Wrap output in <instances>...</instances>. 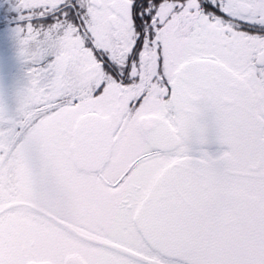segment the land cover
Here are the masks:
<instances>
[{"label":"snow or ice","instance_id":"6c2138e0","mask_svg":"<svg viewBox=\"0 0 264 264\" xmlns=\"http://www.w3.org/2000/svg\"><path fill=\"white\" fill-rule=\"evenodd\" d=\"M21 9L0 264H264V0Z\"/></svg>","mask_w":264,"mask_h":264},{"label":"flooded vegetation","instance_id":"af4514ba","mask_svg":"<svg viewBox=\"0 0 264 264\" xmlns=\"http://www.w3.org/2000/svg\"><path fill=\"white\" fill-rule=\"evenodd\" d=\"M18 0H0V102L11 111L16 106L17 93L26 83V73L32 65L24 63L18 56L20 47L30 48L31 52L26 54L29 59L37 51L43 49L49 54L53 51L58 42V33L55 30L38 31L30 37L27 33L21 38L25 43L21 46L16 37V28L20 26V19L23 13L16 12L15 6ZM210 151L217 149L209 148Z\"/></svg>","mask_w":264,"mask_h":264},{"label":"water","instance_id":"95a60500","mask_svg":"<svg viewBox=\"0 0 264 264\" xmlns=\"http://www.w3.org/2000/svg\"><path fill=\"white\" fill-rule=\"evenodd\" d=\"M208 147H209V148L218 149V146H217V145H215V144L209 145Z\"/></svg>","mask_w":264,"mask_h":264},{"label":"clouds","instance_id":"9594fccd","mask_svg":"<svg viewBox=\"0 0 264 264\" xmlns=\"http://www.w3.org/2000/svg\"><path fill=\"white\" fill-rule=\"evenodd\" d=\"M25 52H26V54H28V53L31 52V49H30V48H26V49H25Z\"/></svg>","mask_w":264,"mask_h":264}]
</instances>
